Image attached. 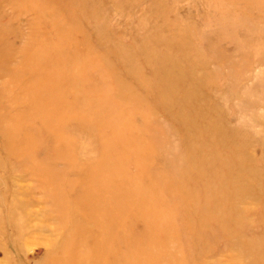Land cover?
<instances>
[{"label": "rangeland", "instance_id": "obj_1", "mask_svg": "<svg viewBox=\"0 0 264 264\" xmlns=\"http://www.w3.org/2000/svg\"><path fill=\"white\" fill-rule=\"evenodd\" d=\"M0 264H264V0H0Z\"/></svg>", "mask_w": 264, "mask_h": 264}]
</instances>
